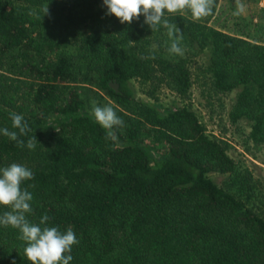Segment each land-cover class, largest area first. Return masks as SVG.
<instances>
[{"label": "trees", "instance_id": "trees-1", "mask_svg": "<svg viewBox=\"0 0 264 264\" xmlns=\"http://www.w3.org/2000/svg\"><path fill=\"white\" fill-rule=\"evenodd\" d=\"M236 10L237 0H215L200 19L165 11L189 56L173 62L167 28L152 31L143 15L121 23L103 0H0V129L18 132L13 112L31 129L19 137L23 148L0 133V168L33 172L21 184L33 195L26 218L39 224L47 214V226L72 228L69 264H264V215L218 182L236 163L185 103L189 61L202 60L214 91L235 95L231 120L264 146V42L248 40L237 19L233 33L211 25ZM87 75L124 122L115 141L79 92ZM137 84L154 97L168 88L179 101L141 99ZM7 211L0 205V216ZM20 235L0 225V264H31Z\"/></svg>", "mask_w": 264, "mask_h": 264}, {"label": "clouds", "instance_id": "clouds-1", "mask_svg": "<svg viewBox=\"0 0 264 264\" xmlns=\"http://www.w3.org/2000/svg\"><path fill=\"white\" fill-rule=\"evenodd\" d=\"M215 0H103V5L107 8L106 15H114L121 23H131L134 18L141 15L145 17L144 23L152 31L158 30L162 24L168 29L169 37L175 36L169 52L183 55L180 47L182 36L180 29L170 25L164 18L165 11L175 13L188 9L193 18L200 19L212 14ZM244 11V5L237 0V12L239 15ZM48 13V7L44 9ZM133 42V41H132ZM154 58V57H153ZM92 114L96 122L106 130V139L115 141L117 139V127L123 126V120L117 116L112 107H99L93 105ZM12 127L18 129L9 131L8 128L0 129V133L15 141L18 147L25 146L24 140L20 136H25L31 129L21 114L10 113ZM37 139L34 136L27 141V148L34 149ZM33 172L24 165L12 163L7 167L0 168V205L10 206L11 211H7L0 216V225L11 226L21 233L19 239L26 242L24 254L31 264H69L72 261L70 253L72 246L78 243L76 234L72 228L66 232H61L58 227L47 226L49 217L47 214L40 218L39 224L31 223L26 218V213L32 212L31 201L33 195L26 188H22V182L32 180ZM29 187H34L30 185ZM41 225H44L41 227Z\"/></svg>", "mask_w": 264, "mask_h": 264}, {"label": "rangeland", "instance_id": "rangeland-1", "mask_svg": "<svg viewBox=\"0 0 264 264\" xmlns=\"http://www.w3.org/2000/svg\"><path fill=\"white\" fill-rule=\"evenodd\" d=\"M223 5L224 3L219 8H222ZM243 5L244 11L239 15L235 14L237 10L235 12L226 11L227 15L231 16L227 17L226 13L218 15L213 19L211 25L233 33V29L237 28L234 20L237 19L240 26L243 27L246 24L244 30L251 33L250 36H247L248 40L264 42V0L260 3ZM66 46L63 45V47ZM180 47L183 49V55L168 52L173 62L189 58L186 50L182 46ZM202 63V60L199 59L193 62L189 61L190 70L194 74L193 87L191 96L185 103L192 105L201 122L206 125L208 133L223 143L228 154L236 163L235 172L224 177L219 176L218 182L230 193L238 196L246 206L264 215V146L256 144L251 139V129L246 123L242 121L237 123L231 120L230 114L235 95L217 94L206 75L201 69H198ZM91 77V75H87L85 81L81 83L83 86L78 87L80 94L88 101V112L92 114L94 104L99 107L113 108L115 104L107 97L102 95L103 99L101 100L93 94L97 92L96 89L94 92L90 90L93 88L89 84ZM136 88L139 98L149 99L164 107H170L172 103L179 101L177 95L165 87L159 89L156 97L147 95L143 91L145 88L139 84ZM156 98L158 101L155 100Z\"/></svg>", "mask_w": 264, "mask_h": 264}, {"label": "water", "instance_id": "water-1", "mask_svg": "<svg viewBox=\"0 0 264 264\" xmlns=\"http://www.w3.org/2000/svg\"><path fill=\"white\" fill-rule=\"evenodd\" d=\"M113 87H115V88H118V86H117V85H113Z\"/></svg>", "mask_w": 264, "mask_h": 264}]
</instances>
